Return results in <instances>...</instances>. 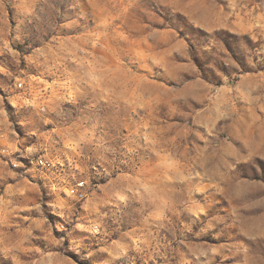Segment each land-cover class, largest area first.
<instances>
[{"label": "rangeland", "instance_id": "rangeland-1", "mask_svg": "<svg viewBox=\"0 0 264 264\" xmlns=\"http://www.w3.org/2000/svg\"><path fill=\"white\" fill-rule=\"evenodd\" d=\"M0 264H264V0H0Z\"/></svg>", "mask_w": 264, "mask_h": 264}, {"label": "built area", "instance_id": "built-area-1", "mask_svg": "<svg viewBox=\"0 0 264 264\" xmlns=\"http://www.w3.org/2000/svg\"><path fill=\"white\" fill-rule=\"evenodd\" d=\"M19 87H21V84L19 85ZM39 164L43 165L44 164L43 160H39Z\"/></svg>", "mask_w": 264, "mask_h": 264}]
</instances>
